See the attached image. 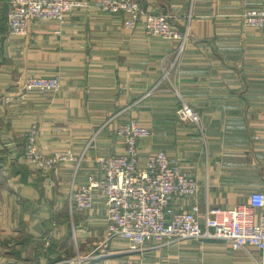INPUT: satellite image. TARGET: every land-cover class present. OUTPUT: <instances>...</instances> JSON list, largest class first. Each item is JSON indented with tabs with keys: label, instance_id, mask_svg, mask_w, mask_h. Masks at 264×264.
<instances>
[{
	"label": "crops",
	"instance_id": "crops-1",
	"mask_svg": "<svg viewBox=\"0 0 264 264\" xmlns=\"http://www.w3.org/2000/svg\"><path fill=\"white\" fill-rule=\"evenodd\" d=\"M136 1L188 27L170 74L179 95L161 81L176 41L126 28L122 13L76 9L63 23L31 21L24 36L8 34L0 16V264H76L61 262L77 255H88L83 264H264L256 248L219 239L147 240L143 252H128L125 240L106 239L99 192L90 209L69 207L95 159L123 152L115 131L130 118L150 130L137 142L141 161L164 151L198 182L196 195L173 200L175 211L196 204L202 217L207 207L247 204L252 191H264V44L260 30L239 23L262 0ZM27 74L58 75L60 87L20 91ZM180 99L198 114L197 126L176 118ZM32 125L42 152L69 149L81 157L77 168L65 161L41 174L26 163L20 134Z\"/></svg>",
	"mask_w": 264,
	"mask_h": 264
},
{
	"label": "built area",
	"instance_id": "built-area-1",
	"mask_svg": "<svg viewBox=\"0 0 264 264\" xmlns=\"http://www.w3.org/2000/svg\"><path fill=\"white\" fill-rule=\"evenodd\" d=\"M4 4L5 25L10 35H26L31 21L63 23L67 13L76 9H91L104 14L122 13L126 28L135 29L141 25L148 36L176 41L169 64L162 69L161 81H168L179 95L175 74H170L179 64L187 44L188 27H174L173 16L147 12L136 0H99L93 5L86 0H0V16ZM239 23L260 30L264 44V0L257 8L246 9L239 16ZM59 87L58 75L27 74L19 84L20 91H55ZM175 116L179 121L196 126L199 122L198 114L182 99ZM115 133L123 144V152L98 156L95 171L87 174L85 182L72 189L68 198L69 207L90 209L94 194L99 192L103 196L107 240H125L128 252L141 253L146 249L144 243L147 240L155 245H170L184 240L219 239L235 250L247 252L254 247L264 256V191H252L247 204L227 209L207 207L202 217L196 204L188 211H175L173 200L197 194L199 186L196 178L182 170L177 160L161 150L141 161L137 142L148 137L150 130L134 119L119 123ZM20 138L24 142L21 158L41 174H48L65 161H75L77 168L81 161V157H75L69 149L50 154L42 152L36 144V125L21 132ZM256 209L262 211L255 216ZM85 259L88 255H77L75 259L61 263L81 264Z\"/></svg>",
	"mask_w": 264,
	"mask_h": 264
},
{
	"label": "trees",
	"instance_id": "trees-1",
	"mask_svg": "<svg viewBox=\"0 0 264 264\" xmlns=\"http://www.w3.org/2000/svg\"><path fill=\"white\" fill-rule=\"evenodd\" d=\"M5 11H6V5L4 4L3 5V8H2V13H1V15H5ZM23 141V140H22ZM23 145H24V142H23V144L21 145V150H20V155H22V152H23ZM85 261V260H84ZM84 261H82L81 262V264H83L84 263Z\"/></svg>",
	"mask_w": 264,
	"mask_h": 264
}]
</instances>
